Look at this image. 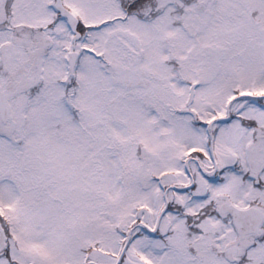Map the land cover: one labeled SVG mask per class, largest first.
<instances>
[{
  "label": "snow or ice",
  "instance_id": "6c2138e0",
  "mask_svg": "<svg viewBox=\"0 0 264 264\" xmlns=\"http://www.w3.org/2000/svg\"><path fill=\"white\" fill-rule=\"evenodd\" d=\"M0 264H264V0H0Z\"/></svg>",
  "mask_w": 264,
  "mask_h": 264
}]
</instances>
